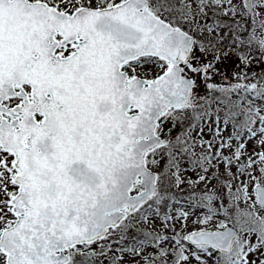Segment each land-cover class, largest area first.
Here are the masks:
<instances>
[{"label":"snow or ice","instance_id":"1","mask_svg":"<svg viewBox=\"0 0 264 264\" xmlns=\"http://www.w3.org/2000/svg\"><path fill=\"white\" fill-rule=\"evenodd\" d=\"M0 264H264V0H0Z\"/></svg>","mask_w":264,"mask_h":264},{"label":"rangeland","instance_id":"2","mask_svg":"<svg viewBox=\"0 0 264 264\" xmlns=\"http://www.w3.org/2000/svg\"><path fill=\"white\" fill-rule=\"evenodd\" d=\"M256 70H257V71H259V70H260V69H259V66H257Z\"/></svg>","mask_w":264,"mask_h":264}]
</instances>
